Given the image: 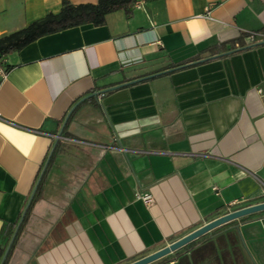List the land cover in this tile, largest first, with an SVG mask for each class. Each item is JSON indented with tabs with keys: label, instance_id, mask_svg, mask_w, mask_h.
I'll use <instances>...</instances> for the list:
<instances>
[{
	"label": "crops",
	"instance_id": "crops-1",
	"mask_svg": "<svg viewBox=\"0 0 264 264\" xmlns=\"http://www.w3.org/2000/svg\"><path fill=\"white\" fill-rule=\"evenodd\" d=\"M62 1L0 0V36ZM142 6L40 36L1 59L0 69L9 65L0 72L2 253L67 111L96 93L69 115L3 264H126L264 201V43L209 54L264 31V0ZM236 226L264 264V210L150 264H252Z\"/></svg>",
	"mask_w": 264,
	"mask_h": 264
},
{
	"label": "trees",
	"instance_id": "trees-1",
	"mask_svg": "<svg viewBox=\"0 0 264 264\" xmlns=\"http://www.w3.org/2000/svg\"><path fill=\"white\" fill-rule=\"evenodd\" d=\"M136 1L138 0H96L95 3H80L77 5H71L68 1L64 0L62 1V5L59 11L48 12L42 17L31 21L25 27L0 36V61L9 52L17 51L21 49L23 46L37 39L40 36L85 23H91L92 25L95 26L102 25L105 22L106 14L111 11L122 9L126 13V16H130L133 5ZM143 1H148V0H143ZM244 37L245 34H242L237 39H233L229 41L227 43L228 45L226 43H221L212 46L209 48V54L215 55L217 53L225 52L230 49L241 50L243 48H248L256 45L255 42H248V43L245 42ZM235 42H237V45L235 44ZM8 69H9V65H5L3 68L4 71H7ZM57 148H58V143L56 144L50 156L48 164L44 170L41 180L33 195L32 201L29 207L27 208L23 220L18 228L16 236L18 235V232L20 231L23 223L26 221L27 217L29 216L34 203L38 199L42 182L45 178L46 172L51 164L53 155ZM49 151L50 148L45 156L43 163L45 162ZM38 174L39 172L37 173L36 178ZM15 225L16 223L12 224L10 226V229L6 231V233L9 236L12 234ZM234 240L236 241V243H238V249L240 253L243 255L244 259L247 262H249L248 257L246 256L244 250L242 249L240 239L236 234H234ZM0 254H2V250H0ZM167 258L168 256H164L162 260H166Z\"/></svg>",
	"mask_w": 264,
	"mask_h": 264
},
{
	"label": "water",
	"instance_id": "water-1",
	"mask_svg": "<svg viewBox=\"0 0 264 264\" xmlns=\"http://www.w3.org/2000/svg\"><path fill=\"white\" fill-rule=\"evenodd\" d=\"M261 43H264V40H259V41L255 42V44H261ZM235 50H237V49H231V50L222 52L220 54L230 53V52H233ZM146 77H148V76H145L144 78H146ZM129 82H131V81H129ZM126 83H128V82H126ZM119 85H121V84H119ZM119 85H117V86H119ZM95 94L96 93L93 92L91 94L85 95L84 97L80 98L67 111V113H66V115H65V117H64V119L62 121L61 127L59 129L58 134H57V137L54 139V141L52 143V146H51L50 151H49V153L47 155V158H46L45 162L43 163V165H42V167H41V169L39 171V174H38V176L36 178L34 186H33L32 190H31V192H30V194H29V196H28V198L26 200L25 206H24V208L22 210V213H21L17 223H16V226H15L13 232H12V235H11L9 241H8V244H7V246L5 247V249H4L3 253H2V256L0 258V264H3L4 261H5V258H6L7 254H8V252H9V249H10V247H11V245L13 243V240H14V238L16 236L17 230H18V228H19V226H20V224H21V222L23 220V217H24V215L26 213L27 208L29 207V205H30V203L32 201V198H33V195H34V193L36 191V188H37V186H38V184H39V182L41 180V177H42V175L44 173V170H45V168H46V166L48 164L50 156H51V154H52V152H53V150L55 148V145H56V143H57V141H58V139H59V137L61 135V131H62V129H63L68 117H69V115L71 114L72 110L81 101H83L84 99H86V98H88L90 96H95ZM262 210H264V201L234 209L232 211H229V212H227V213H225L223 215H220V216L212 219L211 221H208V222L202 224L198 228H196V229L192 230L191 232L183 235L182 237L172 241L171 243H169V244H167V245H165V246H163V247H161V248H159V249H157V250H155V251H153V252H151L149 254H146V255L138 258V259L130 261V262L126 263V264H150V263L154 262L155 260H158V259L168 255L169 253H171V252L177 250L178 248L186 245L187 243L191 242L192 240L200 237L201 235H203V234H205V233H207V232H209V231H211V230H213V229H215V228H217V227H219V226H221V225H223V224H225V223H227L229 221H232V220L240 218L242 216H246L248 214L255 213V212H258V211H262ZM236 229H237V233L239 235L242 247H243L246 255L248 256V258L250 259L252 264H257V262L255 261L253 255L251 254L249 248L247 247L245 241L243 240V238L241 236V233H240V231L238 229V226H236Z\"/></svg>",
	"mask_w": 264,
	"mask_h": 264
},
{
	"label": "built area",
	"instance_id": "built-area-1",
	"mask_svg": "<svg viewBox=\"0 0 264 264\" xmlns=\"http://www.w3.org/2000/svg\"><path fill=\"white\" fill-rule=\"evenodd\" d=\"M134 5L137 7H143L142 6L143 0L136 1L134 3ZM201 16L210 17L208 11L203 13ZM246 37H247L248 42H257L259 40H264V32H262V31H249L246 33ZM0 72L4 73L5 71L3 69H0ZM139 198H141L143 200V202L146 204H151V202H152V197L149 193H143L142 195H139Z\"/></svg>",
	"mask_w": 264,
	"mask_h": 264
}]
</instances>
